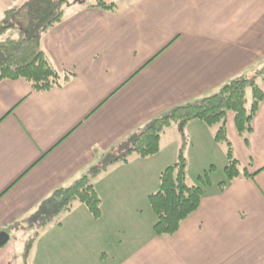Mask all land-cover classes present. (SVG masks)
Returning a JSON list of instances; mask_svg holds the SVG:
<instances>
[{"label": "crops", "instance_id": "obj_1", "mask_svg": "<svg viewBox=\"0 0 264 264\" xmlns=\"http://www.w3.org/2000/svg\"><path fill=\"white\" fill-rule=\"evenodd\" d=\"M88 1L43 39L54 68L72 74L67 85L37 92L24 79L0 82V264H264V102L247 141L228 114L249 176L208 190L173 236L154 235L149 197L178 161L179 125L156 155L103 167L151 120L264 67V0H120L112 10ZM257 83L264 93V75ZM217 132L198 120L184 128L206 150ZM85 177L99 218L79 201L63 209Z\"/></svg>", "mask_w": 264, "mask_h": 264}, {"label": "trees", "instance_id": "obj_2", "mask_svg": "<svg viewBox=\"0 0 264 264\" xmlns=\"http://www.w3.org/2000/svg\"><path fill=\"white\" fill-rule=\"evenodd\" d=\"M69 6V0H25L22 5L5 12L0 20V82L24 79L34 91L47 92L61 88L72 80V74L60 73L54 68L42 47L45 35L63 22ZM89 6L112 10L115 4L113 0H95ZM262 75L264 67L251 78H234L213 95L168 110L119 145L117 154L108 155L103 167L119 160L126 161L132 153L144 158L156 155L161 148L162 134L173 124L179 125L182 138L187 140L184 133L186 124L198 120L208 126L220 125L216 141L227 144V180L218 186L223 192L233 181L249 176L229 139L228 114L233 113L237 132L247 141L252 132V122L264 102V93L257 83ZM249 90L252 103L248 109L246 96ZM98 171L95 168V173ZM199 180L201 186L187 184V162L180 150L177 163L161 173L159 190L149 197L156 217L153 227L155 236H173L182 223L199 209L207 187L211 185L210 180L203 177ZM74 201L87 206L94 218L101 216V199L89 177L67 190L63 209H70Z\"/></svg>", "mask_w": 264, "mask_h": 264}, {"label": "rangeland", "instance_id": "obj_3", "mask_svg": "<svg viewBox=\"0 0 264 264\" xmlns=\"http://www.w3.org/2000/svg\"><path fill=\"white\" fill-rule=\"evenodd\" d=\"M13 1H20L16 2L15 6H20L24 3L25 0H0V16L1 19L3 16V11H6V7H9V2ZM71 6L67 8L68 11L71 7L77 4V1H84V0H69ZM93 0H89L88 3L92 2ZM113 2L121 3L120 0H113ZM19 3V4H17ZM122 5V4H121ZM10 9V8H9ZM8 10V9H7ZM247 108L249 109L252 103V93L249 90L247 92ZM220 125H213L212 128H217L219 130ZM208 145L210 148L206 150L203 147V143L198 141L196 138L191 141L187 136V140H184L181 136V143H180V150L183 151L185 160L187 162V184L189 186H201L202 183L199 180V177H203L206 180H210L211 185L207 187V191L217 189L221 182L227 180V176L225 173V167L228 164L227 160V151L228 147L225 142H217L213 139L210 141L209 133H208ZM212 142V143H211ZM179 150V151H180ZM154 212V211H153ZM25 250L27 251L30 247V244H26ZM29 263V262H27ZM31 263V262H30Z\"/></svg>", "mask_w": 264, "mask_h": 264}, {"label": "water", "instance_id": "obj_4", "mask_svg": "<svg viewBox=\"0 0 264 264\" xmlns=\"http://www.w3.org/2000/svg\"><path fill=\"white\" fill-rule=\"evenodd\" d=\"M5 238L6 236L4 234L0 236V246H1L2 241H5Z\"/></svg>", "mask_w": 264, "mask_h": 264}]
</instances>
